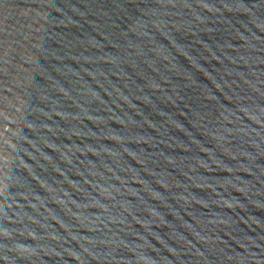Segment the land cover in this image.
<instances>
[{
    "label": "water",
    "instance_id": "obj_1",
    "mask_svg": "<svg viewBox=\"0 0 264 264\" xmlns=\"http://www.w3.org/2000/svg\"><path fill=\"white\" fill-rule=\"evenodd\" d=\"M0 264H264V0H0Z\"/></svg>",
    "mask_w": 264,
    "mask_h": 264
}]
</instances>
